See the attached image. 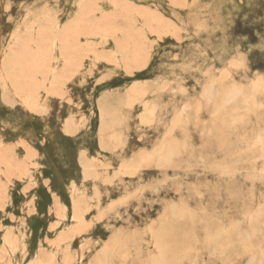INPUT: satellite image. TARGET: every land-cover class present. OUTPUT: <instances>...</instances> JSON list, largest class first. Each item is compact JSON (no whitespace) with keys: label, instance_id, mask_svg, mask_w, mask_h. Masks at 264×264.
<instances>
[{"label":"rangeland","instance_id":"1","mask_svg":"<svg viewBox=\"0 0 264 264\" xmlns=\"http://www.w3.org/2000/svg\"><path fill=\"white\" fill-rule=\"evenodd\" d=\"M0 264H264V0H0Z\"/></svg>","mask_w":264,"mask_h":264},{"label":"bare ground","instance_id":"2","mask_svg":"<svg viewBox=\"0 0 264 264\" xmlns=\"http://www.w3.org/2000/svg\"><path fill=\"white\" fill-rule=\"evenodd\" d=\"M172 152H173V151H172ZM173 154H175V153H173ZM168 156H169V155H168ZM164 158H165V157H164ZM168 158H169V157H168ZM168 158H167V159H168ZM166 161H167V160H166Z\"/></svg>","mask_w":264,"mask_h":264}]
</instances>
